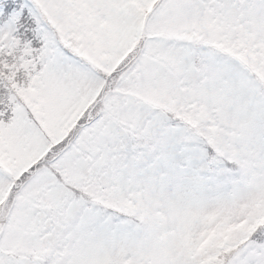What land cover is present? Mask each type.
<instances>
[{"label":"rangeland","instance_id":"1","mask_svg":"<svg viewBox=\"0 0 264 264\" xmlns=\"http://www.w3.org/2000/svg\"><path fill=\"white\" fill-rule=\"evenodd\" d=\"M3 1L0 48L25 7L43 50L0 121V264H264V0Z\"/></svg>","mask_w":264,"mask_h":264},{"label":"trees","instance_id":"2","mask_svg":"<svg viewBox=\"0 0 264 264\" xmlns=\"http://www.w3.org/2000/svg\"><path fill=\"white\" fill-rule=\"evenodd\" d=\"M3 3L5 4L6 10H9L14 5H16L14 7H18V8H20L21 6V0H18L17 3L14 0H5L3 1ZM21 9H22V14L19 18L20 19L19 22L17 21V29L12 34L13 38L17 40L16 44L10 48L7 47L0 48V77L2 74L5 77H7V79H5L4 81L0 79V121L3 122L9 121V119L12 116V103L10 100L11 97L10 94H12L14 90L16 91L21 90L19 89V87L22 85H23L22 88L25 87L27 89L30 88L32 92L36 91V89L34 90V85H32L31 76L33 75L34 72L38 71L41 68V62L39 60L38 55L43 50V43L41 40V36L38 34L37 31V28H39V23L34 17H31L32 15H30V13L25 9V7H21ZM240 43H242V40ZM28 46L32 48L29 52L25 51V48H27ZM249 48L252 49V44L249 45ZM200 59H201L200 54L196 53L195 61L197 65L198 64L200 65L199 66L200 71L204 72L206 63L204 62V60L201 61ZM29 60L34 63V66L30 64L31 62ZM10 78L11 80H9ZM14 82H17L15 83L17 85L14 86ZM23 94L25 95L24 91ZM15 97L19 98V93ZM161 110L164 111L168 116L171 115L172 113V111L168 110L166 107H161ZM137 136L139 142L141 141L142 138H144L145 140L150 139L149 138L150 136L148 137V135L146 136V135L137 134ZM58 143L59 142H55L54 145H57ZM159 153H160V149L155 147L154 152L152 150V154L151 157H149V161L152 162L153 158H155V155L158 158ZM213 155L216 156V153H213ZM244 161L245 160L243 159L240 162L235 160L232 166L235 168L237 172L244 174L246 178L249 177L250 174L258 172L252 160H247L245 161V163ZM38 163L39 160L34 162L35 165ZM219 165H223V164L219 162L214 168V171L218 168ZM21 175H19V177ZM92 182L90 183L92 184ZM98 182L95 183L93 186H95V188L99 187L100 189H102V187L99 185ZM110 197L113 198L112 195H110ZM105 210H106L105 215L107 213L109 214L112 213L118 216L119 219L123 221L138 223L140 225H151V227L147 229V231L152 232L154 230L153 227L156 224V220H157L156 217L158 216L157 212L159 209L153 208L151 211H149L147 208L144 207V205L141 204L138 205L131 198L126 197V205L118 206L116 204L115 207L107 206ZM155 215L157 216L153 217ZM115 219L118 218L115 217ZM254 233L256 232H253L249 235V239H248L249 241H246V243L251 242L252 244L253 243L258 244L257 242L250 240V237H252ZM257 234H260L261 236L260 239L262 238V242H264V234L262 233H257ZM227 246L228 245L226 243L224 244L222 243L219 250L223 251L224 247ZM255 247H258V245H256ZM213 264L216 263L214 262Z\"/></svg>","mask_w":264,"mask_h":264}]
</instances>
